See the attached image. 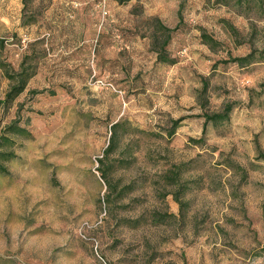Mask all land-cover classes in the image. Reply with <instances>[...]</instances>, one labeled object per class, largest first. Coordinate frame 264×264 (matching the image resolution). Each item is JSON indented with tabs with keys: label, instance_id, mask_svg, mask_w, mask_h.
I'll list each match as a JSON object with an SVG mask.
<instances>
[{
	"label": "rangeland",
	"instance_id": "374dc122",
	"mask_svg": "<svg viewBox=\"0 0 264 264\" xmlns=\"http://www.w3.org/2000/svg\"><path fill=\"white\" fill-rule=\"evenodd\" d=\"M25 2L0 0V264H264V59L220 64L264 55V0Z\"/></svg>",
	"mask_w": 264,
	"mask_h": 264
},
{
	"label": "trees",
	"instance_id": "16d2710c",
	"mask_svg": "<svg viewBox=\"0 0 264 264\" xmlns=\"http://www.w3.org/2000/svg\"><path fill=\"white\" fill-rule=\"evenodd\" d=\"M117 1L122 2V0H117ZM24 2H25V0H24ZM155 29H156V34L151 41V47L154 50V52L156 53L157 61H158V63L163 64V65H172L174 63V61H172L171 59L168 58L165 48L169 45L170 40H171V35L176 30V28L173 30H170V29L164 27L158 20L155 19ZM160 35H162L164 37V40L162 41L161 45L159 46ZM202 39H203L204 43L207 44L208 46H210V48H212V49L215 46H217V44H218L217 42L212 40L207 35H202ZM158 48H161V50L158 51ZM258 59H264V55L262 53L251 52L250 54H248L244 57L231 58V56H229V59L227 61H221L220 64L236 65L237 67L243 68V67H247V66L251 65L252 63H254ZM27 72L28 71H26L24 69L23 64L20 66V71L18 73L10 75L9 73L6 72L7 79L10 81H14L15 83L10 87V90L6 94L4 104L8 105V104L12 103L21 93H23V91L26 88L28 81L35 75L34 70H32L29 73H27ZM207 89H208V81L204 80V81H202V91L199 93L198 98H197L198 102L202 106H204V104H205L203 96L205 95ZM31 94H38V93L32 92ZM262 95H264V84L259 86V92L258 93H255L253 90L248 92L249 104L251 103L253 97H259ZM236 106H237V103H228L218 113H213V114H206L205 113V114H203L202 118L204 119V127L208 123H211L213 125H221L225 122H228L230 119V115L234 111ZM181 122H182V119H179V120L173 122V127H172L171 132L169 133V136H171L174 133V130L177 128V126ZM119 127H120V123H117L112 127L109 146H108V148L104 154L105 159H107L109 157V155L114 152L115 145L118 141V129H119ZM9 129H10V132L13 134L14 133H20L26 137H29V134L27 133V131L25 129H18L14 125L10 126ZM7 142H9V141L7 139H5L4 137L0 138V150H2V148H4L5 143H7ZM256 151H257V159L264 161V154L259 150L258 146H257ZM13 158H14V155L12 152L0 151V175H6L7 174V170L3 164L6 162H9ZM99 163H100V165H103V161L100 160ZM101 178L110 187V184L107 180L106 172L101 174ZM176 202H179V198L176 199ZM263 251H264V249H263Z\"/></svg>",
	"mask_w": 264,
	"mask_h": 264
}]
</instances>
